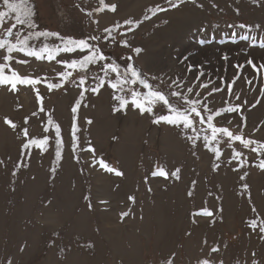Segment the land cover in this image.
<instances>
[{"label":"rangeland","instance_id":"374dc122","mask_svg":"<svg viewBox=\"0 0 264 264\" xmlns=\"http://www.w3.org/2000/svg\"><path fill=\"white\" fill-rule=\"evenodd\" d=\"M171 2L178 6L170 7L168 0H104L106 5H116V10L98 12L103 7L100 0H29L35 28H18L21 37L45 31L74 39L98 36L100 40L91 43L98 44L107 62L122 70L131 63L149 79L156 76L166 83L181 79L191 86L203 73L196 84L211 83L201 90L202 96L212 86L224 88L206 101L213 112L248 101L238 112L215 117L213 124L257 143L229 145L228 137L218 136V142L205 147L204 137L211 138V129L197 118L196 132L187 130L188 136L199 134L193 147L182 128L154 124V116L141 115L130 104L114 112L119 101L113 97L125 94L107 85L99 94L89 91L81 96L80 72H73L63 87L50 92L46 82L57 83L56 74L64 71L57 61L79 59L86 53L61 52L54 60L45 53L38 60L15 52V59L7 62L11 69L22 78L41 82L17 84L14 91L0 85V264H168L169 260L198 264L205 258L216 264H252L253 259L264 264L262 234L249 227L254 219L264 221V170L259 167L264 160V70L257 73L246 63L248 59L258 66L264 63V0ZM157 6L166 10L155 15L148 11ZM5 10L0 0V11ZM129 19L139 23L122 36L128 27L123 22ZM12 23L11 17L5 18L0 39ZM105 28L113 29L115 40L105 39ZM8 39L15 43V36ZM122 40L131 47L121 46ZM29 44L37 50L45 44L62 46L55 36ZM137 47L142 49L139 54L133 51ZM5 54L0 49V64L5 63ZM237 64L244 67L237 69ZM90 67L93 74L102 75L98 67ZM4 74H11L8 67ZM237 75L233 87L240 100L221 83V78L231 82ZM87 86H93L91 77ZM131 87L145 91L138 84ZM37 90L42 102L37 101ZM257 100L262 102L250 107ZM154 112L166 114L162 105ZM5 117L17 127L5 124ZM25 128L31 137H49L46 150L22 149ZM89 144L94 152L88 150ZM100 160L123 175L106 171ZM160 168L167 178L152 175ZM176 169L179 178L171 175ZM204 210L213 215L200 214ZM123 212L128 215L121 218ZM213 247L219 251L211 253Z\"/></svg>","mask_w":264,"mask_h":264},{"label":"snow or ice","instance_id":"6c2138e0","mask_svg":"<svg viewBox=\"0 0 264 264\" xmlns=\"http://www.w3.org/2000/svg\"><path fill=\"white\" fill-rule=\"evenodd\" d=\"M183 2V0H181ZM100 3L103 5L102 8L96 9V11H103L104 8H109L111 11L116 10V5H106L104 4V0H100ZM168 3L170 4V7L175 8L178 5L175 3H172L171 0H168ZM3 6L6 9L5 11H0V25H2L5 22V18L11 17L13 20V23L10 27H8L5 31V38L0 39V49L5 51V55L3 56V60L5 63L0 64V85H9L10 90L14 91L16 89L17 84H30L35 86L37 83H40L41 80L39 78L37 79H30V78H22L18 75V73L11 69L10 65L7 63L15 57L12 55L15 52H21L25 56H34L36 59H42L44 58V54L47 53V59L54 60L56 58V55H58L61 52L71 53L76 52L79 50L81 53H86L82 56H80L79 59H61L58 60L57 63L62 65L64 67V71L58 72L56 75L60 78L57 83L52 82H46L47 88L51 92L53 89H59L64 86L65 81L68 80L69 77L73 75V72H80L81 75L77 77L78 79V87L82 89L81 96L84 95L85 92H91L93 94H99L100 89L103 88L105 85L112 88L113 90L117 91L118 93H124L125 95L120 96H114L113 98L119 101V107H114L113 111H119L121 109H125L129 104L135 108L138 109L143 115L144 113H148L149 115L154 116L153 119L154 124H160V123H166L168 125L174 126L176 128H182L184 130V134L186 138L193 143V147H196L195 141L199 139V134L196 136H188L187 130H192L193 132H196V122L197 118H199V123L201 125L207 124L208 127L211 129V138H209L207 135H205L204 140L208 143L205 144V147H208L209 143H212L213 141L218 142V136L228 137V143L229 145L233 141H239L241 142L244 147H248L249 145L253 143H257L256 141H253L251 139H244L241 135L234 134L231 132L227 127H216L213 124V120L215 117L222 116L225 112L231 113V112H238L244 107L248 106V101L244 100L242 103H238L235 107H228L226 109L217 110L213 112V110L209 107L208 103L206 102L209 97H212L214 93L222 92L224 91V88L218 87V86H212L210 91H207L205 95L202 96L201 90H205L209 88L208 83H199L196 84V81H199L203 73H200L198 76H196L195 80L192 82V85L189 86L184 80L181 79H174L170 80V82H165L163 79H160L156 76H152L150 79L145 76L144 73H142L139 69L135 68L131 63L127 65L125 69H121L120 65L107 62L108 57L103 53L101 48L98 46V44H92L91 41H99L100 37L92 35L81 39H74L71 37H60L59 33H49V32H29L28 35L21 37L20 31L18 26H26L29 29L35 28L34 23L32 22V11L33 6L29 4V0H3ZM202 7V5H200ZM213 7H216L215 4L212 5ZM166 9H162L159 6L156 8H150L148 11L152 12L153 15H155L159 11H165ZM82 11H84L82 9ZM86 15L91 16V12H86ZM149 17L145 16V19H148ZM95 22V21H94ZM138 21H133L131 19L125 20L123 22L124 26H128L125 28V32L121 33V35H125L127 32L133 31L134 27L138 25ZM116 27H121V25H116ZM231 27V26H230ZM240 28H244L245 25H240ZM259 27V26H257ZM16 29L14 32L13 30ZM112 31L111 28H105L104 32L108 33V37H105V39L111 37V39L115 40V37H112ZM15 36V43L11 42L8 37ZM48 36H55L58 39L61 40L62 46H55L50 48L47 44L41 46L38 50L34 46H30L29 41L33 39H38L39 37H48ZM240 39L247 40L248 36H241ZM255 38H253V41ZM210 41H201V43H206ZM121 46L123 47H131L129 42L127 40H122ZM261 47H264V44H261ZM133 51L139 54L142 49L140 48H133ZM224 59H227V56L223 57ZM129 60H131V57H128ZM17 63H27V61L24 60H17ZM247 65L251 66L252 69L259 73L262 70H264V63H261L259 66L252 60H247ZM98 67L100 74H93V69L90 67ZM8 67L10 71V75L4 74V68ZM237 69H242L244 65H234ZM71 69L72 71H69ZM193 70V66H188V72L191 73ZM113 74L115 75V79H112ZM91 77V80L93 82L92 87H88V80ZM238 75L233 78L231 82L224 81L223 78H221V83L225 85L227 91L229 94H233L236 96L237 100H240V94L234 92V84L237 82ZM151 81H159V83L154 84L151 83ZM247 83H251L250 80L247 81ZM139 85L141 86L145 91L141 92L135 87H131L132 85ZM186 88V91L182 88ZM261 91H264V88L261 89ZM194 95H190L193 94ZM43 97L40 96L38 90H37V101L42 102ZM261 100H257L255 104H252L250 107L255 108L257 104L261 103ZM157 105H162L164 109L166 110V114L163 115H156L154 112V108ZM41 112L44 111V108L41 107L39 109ZM73 113L77 111L76 107H73L72 109ZM33 116L36 115L34 112L32 114ZM4 123L9 125L11 128L15 129L17 126L16 124L5 117ZM25 123H28L27 118H25ZM52 121L49 120V124H51ZM87 123L91 124L92 121L88 120ZM229 124H231V121H228ZM55 130L57 133V140L56 144L59 149V145L61 144V140L59 139V126H55ZM76 124L73 123V145H76ZM48 128H44V132H47ZM23 135L25 137V142L22 144V149H30L31 147H36L40 149L41 151L46 150V145L48 144L49 137L43 136V138H36L31 137L30 133L27 128L23 129ZM89 151L94 152L95 149L92 148L91 144H89L88 147ZM253 151H257V149L253 148ZM23 154V152H22ZM57 157L60 156L59 150H57L56 153ZM240 153H234V156H238ZM215 156L217 159L220 158L221 152L217 148L215 149ZM2 163V162H0ZM231 163V161H229ZM100 167L105 169L108 172H114L116 175L120 176L123 175L122 172L110 167L107 163H105L103 160L99 161ZM216 168L219 167V165H215ZM259 167L261 170H264V160H261ZM234 171L236 169H233ZM180 169H176L175 171L171 172V175L174 177H178ZM15 174V173H13ZM152 175H160L162 177L167 178L168 173L164 171L163 168L158 169L156 172H153ZM243 179V177H241ZM195 183V181H193ZM245 188H247V185H244ZM191 195V193H189ZM134 197H129V200H133ZM102 204L106 203V201H101ZM91 204H89V208L91 209ZM253 211L255 212L256 209L253 208ZM205 216H212L213 212L204 210L202 213ZM128 215V213L123 212L121 213V218H124ZM249 227H251L254 230H258V232L261 235V239H264V221L257 222V220H252L249 224ZM206 243V242H205ZM23 250V249H22ZM218 248H211V253L218 252ZM253 256H255V253H253ZM168 264H174L173 260H169ZM198 264H216L215 261L205 258L203 260L198 261ZM219 264H223V261H219ZM252 264H257L256 260H252Z\"/></svg>","mask_w":264,"mask_h":264}]
</instances>
